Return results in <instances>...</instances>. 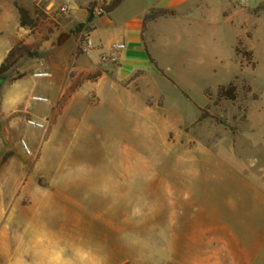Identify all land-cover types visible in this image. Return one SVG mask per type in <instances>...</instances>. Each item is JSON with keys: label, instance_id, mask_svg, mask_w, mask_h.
Masks as SVG:
<instances>
[{"label": "rangeland", "instance_id": "1", "mask_svg": "<svg viewBox=\"0 0 264 264\" xmlns=\"http://www.w3.org/2000/svg\"><path fill=\"white\" fill-rule=\"evenodd\" d=\"M106 1L0 0V62L8 47L33 42L32 32L50 33L37 57L24 55L0 74V169L23 162L21 181L5 186L17 198L4 201L0 264H264V0H192L147 23L154 64L131 78L123 64L116 74L137 98L118 117L130 110L134 127L146 121L147 131L130 136L112 133V95L101 85V100L94 86L84 88L51 124L61 90L49 88L50 73L33 75L48 69L39 51L49 54L62 31L84 23L60 51L73 41L71 52L54 61L62 71L84 53L86 35L95 45L97 6ZM15 3L29 9L32 30L20 25ZM229 82L234 100L213 95ZM31 92L48 101L32 102ZM38 117L48 120L44 128L27 123ZM122 164L145 171L113 180ZM245 204L254 216L240 217ZM249 217L260 220L253 248Z\"/></svg>", "mask_w": 264, "mask_h": 264}, {"label": "crops", "instance_id": "2", "mask_svg": "<svg viewBox=\"0 0 264 264\" xmlns=\"http://www.w3.org/2000/svg\"><path fill=\"white\" fill-rule=\"evenodd\" d=\"M128 0H123L119 6H117L114 10L107 14H103L101 16H98L95 19V36L98 37V41L94 45V49L89 51L88 53L79 54L74 59V64L71 66L69 70L62 71V68L56 67L55 60L60 59L61 57L67 55L71 52V50L74 47V42L72 41V46L70 47L69 51L66 54H61V49L71 40V38L66 41L61 47H56L47 55H42V52L39 51V56H42V60L45 61L47 64L48 69L45 70L50 73V76H52V80L48 83L49 88L57 89L59 88L61 91L58 95V98L53 100V103L55 101H58L63 88L69 81V76L71 73H76L78 71H91V70H100L101 74L99 77L94 81H86L84 82L81 87L76 91V93L72 96L70 103L74 102L76 99H80V92L82 89H86V93L89 89H91L93 86L96 89V92L101 100L102 93L99 89V86L107 87L108 90L111 92V97L109 98L110 102V116L112 125L117 127L116 130H114L113 134H124L127 136L130 135H137L141 133H137V131H147L146 121L144 119L143 121V127L140 125L139 128L134 127V122L136 118L132 117L130 115L131 111L128 110L125 117L126 118H119V110H121V106L124 104H127L128 106H131L134 104V102H137V98L133 97L131 95V92L129 88L127 87H121L120 83L116 80V74L117 71L122 67L123 64L127 65L129 70L128 72H131L130 78L138 71H147L151 68V66H148V61L153 65L155 56L151 53L149 45L147 43L148 37H147V31L143 30L142 20L145 12L151 8V7H163L167 9H172L176 11V14L178 13V10L185 6L187 3L191 2L192 0H158L154 5H148V6H138L137 0H129L131 1L130 7L127 8L123 13L119 15H115L116 9L124 5ZM165 18L164 16L158 17L155 20L151 21V23L158 21V19ZM61 33V32H60ZM59 33V34H60ZM49 34L46 33L47 39H44L38 48V50L42 47L44 42H46L49 39ZM58 34V35H59ZM45 35H41L45 36ZM58 37V36H57ZM56 37V40H57ZM92 38V37H91ZM55 40V44H56ZM116 42H122L124 43V48L121 50H118L115 52L114 57L115 59L111 58L112 52L110 50V46L113 43ZM10 49L8 47L7 51ZM6 51V53H7ZM6 54H4L5 57ZM101 56H105L104 59L101 58ZM47 61V62H46ZM55 61V62H54ZM153 67V66H152ZM48 77H43L42 79H48ZM60 77L63 78V80H60ZM40 78V77H38ZM129 78V79H130ZM128 79V80H129ZM127 81V80H126ZM37 82V80H35ZM30 83V82H28ZM31 84V83H30ZM31 87L32 84H31ZM123 89L120 93V90ZM124 92V93H123ZM34 93L31 92L29 97H31ZM24 95V94H23ZM45 96V95H44ZM47 97V96H46ZM103 100V99H102ZM48 101V97H47ZM51 103V104H53ZM141 103L144 104V102L141 100ZM68 107V106H67ZM66 107V108H67ZM65 108V109H66ZM64 109V110H65ZM118 112V113H117ZM63 112L61 113V115ZM59 115L55 122L52 123L53 125L56 123L57 119L61 116ZM36 120H41L39 117L36 118ZM131 123L133 125L131 126ZM150 125V122H148ZM118 127H122L123 130L118 131ZM125 128V129H124ZM148 131H150V127L148 128ZM108 134V133H107ZM7 150L6 145L0 146V153H3ZM20 150V149H18ZM17 152V151H16ZM14 159V157H12ZM11 159V160H12ZM15 164V170H13L11 173L7 171L8 164L5 162L3 163V167L0 169V220L2 217L6 214V207L4 205V201L9 198V196H12V193H14L16 196L14 198H17V189L15 190L13 186H16L18 184V179L21 181V178L23 176V162L17 160V157H15V161H13ZM182 161L178 163L176 162L175 169L178 171V168L182 170ZM116 170L114 172V175L112 176L113 180L115 178L119 177H137L141 173H143L145 170L140 172L141 169H138L135 167V165L130 166L129 164H122L115 166ZM176 171V172H177ZM178 174V173H177ZM182 174V173H181ZM116 179V180H117ZM20 184H22L20 182ZM6 185H13L10 190H8L5 186ZM114 185L118 187L120 185V182L113 183ZM15 191V192H14ZM10 193V194H9ZM9 194V195H8ZM246 209L244 212H241V218L246 213L248 215L249 211ZM250 215H255L256 211L252 212L250 211ZM249 215V216H250ZM250 218V217H249ZM241 221V220H240ZM240 225H245V223L240 222ZM260 225V220L254 219L248 220L246 222V226H248L249 232L256 233V238L250 247H254V244L258 243L257 240V232L258 227ZM253 240V239H252ZM245 257V256H244ZM246 258V257H245ZM243 258V262L244 259ZM248 259V258H246ZM241 260L235 262V264H239Z\"/></svg>", "mask_w": 264, "mask_h": 264}, {"label": "trees", "instance_id": "3", "mask_svg": "<svg viewBox=\"0 0 264 264\" xmlns=\"http://www.w3.org/2000/svg\"><path fill=\"white\" fill-rule=\"evenodd\" d=\"M123 0H109L101 3L97 7L99 8L98 16L103 14H107L114 10L117 6L121 4ZM17 8L20 25L22 27L31 29L35 26L33 21L29 16V9L15 3ZM174 16L176 15V11L172 9H167L163 7H151L149 8L142 20L143 30L145 29L148 22L155 20L158 17L162 16ZM94 15L91 11L87 18V22H92L94 19ZM84 23H79L74 28L69 29L67 31H62L56 40L57 47H61L66 41H68L73 36L77 35L78 32L82 29ZM34 41L31 43H23L17 42L13 46L10 47L8 52L6 53L4 59L0 62V74L8 72L20 58L24 55L28 56H38V48L40 47L42 41L47 39V35L38 37L34 32ZM238 52V49H236ZM101 74L100 70H91V71H78L76 73H71L69 76V81L65 85L62 90V93L56 103V106L53 108L52 116H51V124L55 122L56 118L61 115L64 109L68 106L72 96L76 93V91L81 87V85L86 81H94ZM217 98L234 100L236 98V85L233 82H229L227 84L218 85L214 91L212 92ZM202 117V115L200 116Z\"/></svg>", "mask_w": 264, "mask_h": 264}, {"label": "built area", "instance_id": "4", "mask_svg": "<svg viewBox=\"0 0 264 264\" xmlns=\"http://www.w3.org/2000/svg\"><path fill=\"white\" fill-rule=\"evenodd\" d=\"M67 8H63V10L66 11ZM124 43L122 42H116V43H113L111 46H110V50L112 52V55H111V58L112 59H115L114 57V54L116 51L118 50H121L124 48ZM79 48L84 52V53H88L89 51L93 50L94 49V44H93V40L91 38V36L89 35H86L85 38L83 39V41L81 42V44L79 45ZM105 56H101V58L104 59ZM34 76L36 77H48L49 76V72L45 71V70H40V71H35L33 73ZM31 101L34 102V103H37V102H45L47 101V97L46 96H43V95H32L31 96ZM27 123L33 127H36V128H44L45 125H47L48 123V120L47 119H44L43 121H39V120H36V119H32V118H29L27 119ZM23 143V146L25 148L28 149L27 147V144L25 143V141L22 142Z\"/></svg>", "mask_w": 264, "mask_h": 264}, {"label": "bare ground", "instance_id": "5", "mask_svg": "<svg viewBox=\"0 0 264 264\" xmlns=\"http://www.w3.org/2000/svg\"><path fill=\"white\" fill-rule=\"evenodd\" d=\"M226 183H227V182H226ZM228 185H229V184H228ZM227 187H230V186H227ZM228 193H230V191H229ZM234 197H235V196H234ZM236 198H237V194H236L235 199H236ZM242 198H243V197H242ZM244 198H245V197H244ZM232 199H233V198H232ZM238 200H239V198H238ZM236 201H237V199H236ZM243 201H244V200H243ZM237 202H238V201H237ZM237 202H236V203H237ZM239 202H240V201H239ZM241 202H242V201H241ZM244 203H245V202H244ZM247 203H248V202H247ZM238 204H239V203H238ZM240 205H241V204H240ZM245 206H246V204H245ZM245 206H243V207L241 208V210L244 211V210H246V209L249 208L248 210H251L252 212L255 211V210H254L255 207H254V208H250V207H253V206H249V207L247 208V206H246V207H245ZM237 207H238V206H237ZM244 207H245V209H244ZM239 209H240V208H239ZM248 210H247V211H248ZM216 263H217V262H216Z\"/></svg>", "mask_w": 264, "mask_h": 264}]
</instances>
